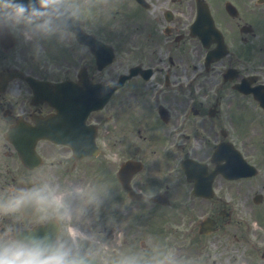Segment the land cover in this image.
<instances>
[{
	"label": "flooded vegetation",
	"instance_id": "1",
	"mask_svg": "<svg viewBox=\"0 0 264 264\" xmlns=\"http://www.w3.org/2000/svg\"><path fill=\"white\" fill-rule=\"evenodd\" d=\"M199 13L203 15L199 17ZM196 20L197 33H193ZM82 29H87L83 35L113 48L114 63L119 56H125V64L133 63L123 69L120 61L121 66L99 70L90 47L80 42H47L40 59L35 58L30 45L21 42L23 47L14 57L6 49L7 43L0 44V194L9 187L28 186L41 172L60 184L107 185L111 196L92 227L107 234L114 253L151 248L157 243L175 249L190 264H200L213 245V256L226 253L219 264H246L245 248L240 250L235 244L245 246L249 230L243 214L231 203L235 201L234 186H264L257 178L259 172L237 181L216 176L211 185L213 197L204 199L192 195L194 183L186 180L182 163L193 160L203 164L201 172L193 174L199 181L206 180L215 168L212 155L218 144H236L223 128L234 126V119L248 120L264 132V110L251 95L235 90V85L244 81L248 89H258L264 100V0H115L106 17L94 24L85 21ZM220 38L228 53L208 62L207 54L220 45ZM15 61L36 78L54 83L68 80L74 85L83 77L88 85L104 86L106 78L119 81L132 66L149 72L128 79L101 110L86 119L85 105L76 112L61 113V121L73 125L76 141H89L86 125L95 126L100 155L78 159L72 147L38 141L35 151L42 157V165L28 171L6 141L5 131L18 120L32 124L33 117L56 111L41 101L42 95L33 96L23 80L4 81ZM228 93L242 95L248 109L244 113L230 110L233 105ZM250 103L259 108L258 115L249 110L256 111ZM252 135L249 144L242 143L239 149L246 160L253 155L256 169L261 170L264 133ZM128 161L141 165L128 181L129 191L117 177ZM219 186H226L232 201L225 202ZM149 191L156 195L146 203L141 193ZM130 192L139 197L130 199ZM201 216L211 220L212 230L201 234L191 229L189 234L186 229ZM21 224L32 227L35 217L21 220ZM229 239L230 246L226 243ZM238 250L240 259L234 257Z\"/></svg>",
	"mask_w": 264,
	"mask_h": 264
},
{
	"label": "clouds",
	"instance_id": "2",
	"mask_svg": "<svg viewBox=\"0 0 264 264\" xmlns=\"http://www.w3.org/2000/svg\"><path fill=\"white\" fill-rule=\"evenodd\" d=\"M114 6L115 0H0V40L19 39L40 59L45 43H79L87 31L82 24H94ZM118 86L106 78L103 92ZM141 195L147 203L156 193ZM110 196L107 185L60 184L43 172L28 186L9 187L0 194V264H189L157 243L114 253L107 234L92 227ZM33 217L34 226L21 224Z\"/></svg>",
	"mask_w": 264,
	"mask_h": 264
},
{
	"label": "rangeland",
	"instance_id": "3",
	"mask_svg": "<svg viewBox=\"0 0 264 264\" xmlns=\"http://www.w3.org/2000/svg\"><path fill=\"white\" fill-rule=\"evenodd\" d=\"M19 47H23L21 41L20 45H17L16 48L12 51V56H17L19 52ZM44 47H47L44 45ZM125 56H119L117 63L115 66H121V64H118L120 61H123L124 63ZM131 58L129 57V60ZM16 64L17 66L19 63L13 62L12 64ZM133 63V62H131ZM129 64H123V69H125ZM117 66V67H118ZM233 94L228 93V97L232 96ZM15 97V95H13ZM234 96V95H233ZM240 95H236L232 98H230L231 104L233 107L230 110H233L236 113H244L248 108L243 105V103L246 101L245 98L240 97L242 99H239ZM251 107L254 105L252 103ZM253 116L258 115V112L252 109H249ZM235 122L234 126L231 127V136L233 137L234 141H237L238 146L240 147L242 143L249 144V141L253 139L252 133L257 132L259 136L264 133L261 129V126H254L250 125V121L246 120L243 125L239 124L235 121V119L232 121V124ZM125 123V122H124ZM132 127V124L130 128ZM130 130V129H128ZM127 130V131H128ZM250 140H248V138ZM250 147V146H249ZM248 147V153L252 154L250 149ZM2 156V155H1ZM3 158V156L1 157ZM4 160L7 161L6 158ZM95 165L98 166L97 163ZM92 168H96V166H93ZM264 183V176L261 181ZM259 185L261 183H258ZM228 192L226 186L223 188L220 187V194L223 195V198L226 202L228 200ZM256 193H261L263 195V200L259 205H255L252 202V197ZM232 196V194H231ZM230 196V197H231ZM234 199L236 203V209L238 214H243V218L245 219V225L246 228L249 230L248 232V243L245 246H240L235 244V247L242 250V248H245L244 252V261L246 264H264V260L261 258V255L264 253V186H234ZM243 210V213L240 211ZM231 239V238H230ZM230 239L226 240V243H228V246H230ZM215 251V247L212 245L208 248V252L210 253L209 256L203 255L202 260L199 261L200 264H213V260L216 261V264H219L218 260L221 258V256H225V254H219L214 255L213 252ZM240 251H235L234 257L236 259H240ZM190 264V261H188ZM218 262V263H217Z\"/></svg>",
	"mask_w": 264,
	"mask_h": 264
},
{
	"label": "water",
	"instance_id": "4",
	"mask_svg": "<svg viewBox=\"0 0 264 264\" xmlns=\"http://www.w3.org/2000/svg\"><path fill=\"white\" fill-rule=\"evenodd\" d=\"M32 87L38 86V84H35L34 82L31 83ZM18 149L20 151V153H24L25 149H24V140L21 137H18ZM30 143H32V141H30Z\"/></svg>",
	"mask_w": 264,
	"mask_h": 264
}]
</instances>
